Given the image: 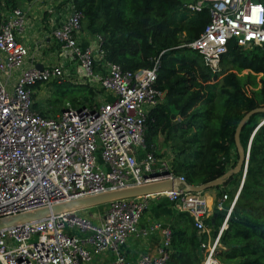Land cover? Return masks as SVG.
<instances>
[{
	"label": "built area",
	"instance_id": "2783aa9c",
	"mask_svg": "<svg viewBox=\"0 0 264 264\" xmlns=\"http://www.w3.org/2000/svg\"><path fill=\"white\" fill-rule=\"evenodd\" d=\"M69 7L71 16L53 31V37L77 62V71L82 73L79 77L97 84L101 91H110L114 100L92 108L69 107L55 116L42 115L34 108L35 89L37 85L62 82L63 64L25 70L12 91L0 81V218L142 185L152 180L154 172H171V164L157 159L145 145L150 113L166 98L157 86L159 61L151 69L136 72L104 62L101 37H97V54L78 43L84 17L76 12L72 1ZM186 7L194 13L209 9V24L188 48L202 57L213 74L221 71L222 58L232 43L264 54L262 0H198ZM25 25L21 9L5 13L0 22V54L4 57L0 72L7 79L24 66L29 55L19 41ZM98 62H102L100 70L95 69ZM166 178L179 180L182 188L190 187L184 177L171 173ZM239 193L215 238L207 225L212 215L202 193L180 191L159 197L187 213L199 234L206 235L202 264H224L217 252ZM228 200L224 195L216 209L225 210ZM148 201L122 200L93 218L86 210L2 230L0 264H94L105 256L112 257L114 264H167L172 239L169 226L155 224L150 228L151 232H162L155 254H142L130 261L123 252L131 237L149 234L139 229Z\"/></svg>",
	"mask_w": 264,
	"mask_h": 264
},
{
	"label": "trees",
	"instance_id": "16d2710c",
	"mask_svg": "<svg viewBox=\"0 0 264 264\" xmlns=\"http://www.w3.org/2000/svg\"><path fill=\"white\" fill-rule=\"evenodd\" d=\"M31 1L0 0V22L5 13ZM69 1L84 17L82 28L102 38L104 62L136 72L151 69L159 61L157 86L166 98L150 113L147 151L160 160L168 156L171 173L184 177L190 186L207 185L234 170L239 160L237 127L248 112L264 108V54L232 43L222 58L221 71L210 72L202 57L188 48L210 22L208 8L194 13L186 7L198 0ZM37 111L45 115L40 108ZM263 121L264 113H259L245 124L241 145L245 153L250 147L245 179L242 171L217 187L224 188L219 196L227 195L228 204L223 211L216 209L214 224V215L207 222L215 238L244 179L220 238L217 256L224 264H264ZM161 137H165L162 143ZM169 227L172 239L167 264H202V243L207 237L199 234L193 218L178 212Z\"/></svg>",
	"mask_w": 264,
	"mask_h": 264
},
{
	"label": "crops",
	"instance_id": "0c3cea01",
	"mask_svg": "<svg viewBox=\"0 0 264 264\" xmlns=\"http://www.w3.org/2000/svg\"><path fill=\"white\" fill-rule=\"evenodd\" d=\"M69 2V0H32L31 2L23 3L19 8L24 11L26 16L25 29L19 41L27 47L29 55L25 60L24 66L20 69H15L9 79L0 72V81L7 84L9 91H12L18 78L25 70L38 65L42 67L60 66L61 64L66 66L67 63L74 65L75 60L70 55L71 53L63 51L53 37V31L61 27L72 14ZM77 39L83 49H91L95 54L98 53L97 37H93L85 27L77 34ZM2 61H4V57L0 54V62ZM67 70L66 77L69 73L71 78H76L74 68L70 67ZM77 75L82 76V73L80 72L79 75L77 71ZM164 160L171 164L168 156ZM241 188L242 185L239 190ZM231 189L232 187L227 190ZM223 190V187L219 189L213 188L202 193L206 201L208 200L207 204L212 216L221 200L219 193ZM101 211L96 210L90 215L93 218ZM178 212L180 211L174 205L159 196L149 198L148 210L139 223V229L142 232L147 230L149 234L147 236L141 235L139 238L134 236L128 240L127 246L123 250L127 258L130 261H136L142 254H155L161 244L162 232L161 229L151 232L150 228L155 224H160L162 228L170 226L173 217ZM94 264H114V262L112 257L105 256L97 259Z\"/></svg>",
	"mask_w": 264,
	"mask_h": 264
},
{
	"label": "water",
	"instance_id": "95a60500",
	"mask_svg": "<svg viewBox=\"0 0 264 264\" xmlns=\"http://www.w3.org/2000/svg\"><path fill=\"white\" fill-rule=\"evenodd\" d=\"M36 68L42 70L44 67L38 65L36 66ZM259 113H264V108H257L255 110L248 112L239 123L235 133V144L239 151V160L236 168L228 172L226 176L222 179H219L215 182L209 183L204 186H199V187L190 186V187L182 188V184L179 182V180L166 178L171 174L169 170H164L162 172H154L150 177L152 180L142 185H135V186H129L115 190H109L107 192L100 194L76 198L64 203L54 205L50 208H44L33 212H27L23 214L0 218V231L31 222L42 221L45 219H49L53 216L70 214L75 212L91 210L102 206L103 207L108 206L114 202H118L122 200L151 198L154 196H161L168 193H175L180 191H184L185 193H204L207 190L224 185L231 176L238 175L242 171L244 172V179H245V175L248 167V161H249L250 147L248 152L245 153L241 145V132L247 121L252 116ZM254 135L252 136V139ZM244 179H243V183H244ZM216 218H217V214L213 216L212 219L213 224ZM201 240L202 239L200 238V241Z\"/></svg>",
	"mask_w": 264,
	"mask_h": 264
},
{
	"label": "rangeland",
	"instance_id": "374dc122",
	"mask_svg": "<svg viewBox=\"0 0 264 264\" xmlns=\"http://www.w3.org/2000/svg\"><path fill=\"white\" fill-rule=\"evenodd\" d=\"M70 67L74 68L76 78H71L69 73L66 77L67 69ZM35 91L36 95L34 101L37 104V110L40 108V110L48 116L62 114V112L69 107L73 109L92 108L93 106L91 105L94 102H96L98 106H102L106 102L114 100V95L110 91H101L97 88V84L87 79H81L77 75L76 61H74V65L67 63L65 66V76L62 82L54 81L48 84H41L36 87ZM164 140L165 137H161L160 142L162 143ZM161 198L166 200L164 197ZM95 211L96 209H91L86 211V214L91 216V213Z\"/></svg>",
	"mask_w": 264,
	"mask_h": 264
},
{
	"label": "bare ground",
	"instance_id": "6f19581e",
	"mask_svg": "<svg viewBox=\"0 0 264 264\" xmlns=\"http://www.w3.org/2000/svg\"><path fill=\"white\" fill-rule=\"evenodd\" d=\"M207 202H208V200H207Z\"/></svg>",
	"mask_w": 264,
	"mask_h": 264
}]
</instances>
